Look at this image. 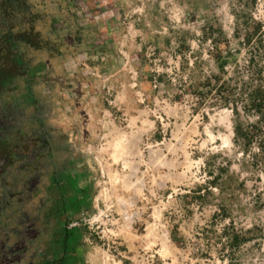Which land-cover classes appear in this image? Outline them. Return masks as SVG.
I'll use <instances>...</instances> for the list:
<instances>
[{"label":"rangeland","instance_id":"374dc122","mask_svg":"<svg viewBox=\"0 0 264 264\" xmlns=\"http://www.w3.org/2000/svg\"><path fill=\"white\" fill-rule=\"evenodd\" d=\"M94 1L91 6L86 5L94 8L99 4ZM133 1L144 15L141 23L144 47L159 45L160 40L164 46L158 47L156 55L147 56L141 74H136L139 86L129 87L121 99V109L125 108L133 118L132 125L124 127L120 137L131 139L138 130L146 129L145 121L149 118L154 122V113L160 111L168 117L158 121L153 132L145 130L141 150L136 153L141 157L131 155L137 169L131 185L144 178L146 187L141 185L142 195H137L138 202L129 207L141 216L136 217L135 238L127 236L122 242L121 252L128 261L125 264H139L140 260L144 263L153 255L155 264H160L158 252L169 251L170 239L175 246L169 255L179 253L175 264H264V156L259 146L264 138L261 133L264 121L257 119L249 102V89L260 82L263 74L264 58L256 44L248 47L241 43L244 29L241 27L240 37L231 45L234 54L230 56L231 65L221 73L218 64L228 56L229 49L227 41L214 30L224 26L231 37L239 21L252 16L263 23L264 37V0H255L247 9L237 0ZM73 5L78 9L76 0ZM54 6H44L43 10L47 12L50 8L54 12ZM4 12L0 2L2 22ZM40 28L48 37L50 30ZM208 29L216 36L206 34ZM154 30L162 33L153 34ZM148 35L149 41H155L146 42ZM252 54H256L254 73L247 67ZM52 55L34 50L32 64L50 61ZM155 59H162V63L155 66L149 61ZM156 71H160L158 88L153 82ZM156 96L159 103L155 106ZM147 106L151 111L144 112ZM238 123L252 136L249 146L236 136L234 128ZM99 125L91 140L99 139L102 129ZM114 148L108 143L104 149L107 158H111L109 172L113 175L105 176L102 187L112 197L120 194L129 199L135 191H128L112 179L117 174L121 179L131 174L130 168L123 164L124 159L119 162L113 159ZM152 150L160 152L164 162L151 161ZM171 191L177 195L168 199ZM232 235L247 240L235 244ZM145 236L154 242L148 244Z\"/></svg>","mask_w":264,"mask_h":264},{"label":"flooded vegetation","instance_id":"af4514ba","mask_svg":"<svg viewBox=\"0 0 264 264\" xmlns=\"http://www.w3.org/2000/svg\"><path fill=\"white\" fill-rule=\"evenodd\" d=\"M76 1L78 9L75 0H0L8 19L0 21V264H119L125 255L122 246L117 251L101 237L98 223L84 219L102 208L108 193L102 182L112 172L111 158L104 149L108 143L114 147V139H122L124 127L132 125L121 99L129 87L135 89L149 47L134 55L122 42L126 32L112 38L115 27H105L97 14L110 6L105 0H96L94 8L87 6L94 0ZM237 1L246 9L255 3ZM48 5L54 12L43 10ZM13 18L22 21L18 31L5 25ZM41 26L50 30L48 37ZM223 27L214 30L228 43V56L220 61H227L224 74L241 27H234L231 37ZM79 30L83 40L78 42ZM242 33V44H256L262 52L257 38L247 44L246 28ZM34 50L53 58L33 65ZM249 58L247 67L254 73L256 54ZM145 123L151 124L150 119ZM98 124L102 129L94 141L90 136ZM126 210L124 222L132 213Z\"/></svg>","mask_w":264,"mask_h":264},{"label":"built area","instance_id":"2783aa9c","mask_svg":"<svg viewBox=\"0 0 264 264\" xmlns=\"http://www.w3.org/2000/svg\"><path fill=\"white\" fill-rule=\"evenodd\" d=\"M152 55H156V49L154 47H151L150 46L148 48V54H147V56L150 57ZM149 61L150 62H153L155 66H159L162 63V59H155V60H149ZM159 73H160V71H156V74L153 76V79H154L153 82H154L155 87L158 84L157 83V79H158V75L157 74H159ZM133 86L134 87H138L139 86V84L136 81V78L134 79ZM143 103H145V101ZM158 103H159V101L156 98V100H155V106ZM145 109H146V111H151V109L148 108V106L145 107ZM155 111H158V110H155ZM154 115L156 116V119L154 120V122L151 121V124H149L148 127L145 129V130H147V132H149V131L153 132L157 128V122L158 121L163 122V121H165V118L164 117H168L166 113H164V115H162L160 111H159L158 114H155L154 113ZM143 180H144V178H143ZM119 183H116V184H119ZM160 184H163V182L160 181ZM154 185H156V184L153 183V186ZM145 187L146 186L144 185V189H145ZM174 194L177 195V193H175L174 191H171V193L168 196V199L169 198H172ZM115 197L117 198V196H115ZM103 198L104 199L102 201L103 202L102 203V208L99 209L92 216L85 218L84 221H85V223H88L90 225H94V224H97L98 223L99 224V227H98V230L99 231H98V233L101 235L102 238L107 239L108 242H112L113 246L118 251L119 248L122 246V242L126 240L125 239V236H127L126 231L123 230V225L125 223L124 222V218L122 217V211L123 210H122V208L119 205V200L118 199L117 200H114V197H112L110 195V191ZM143 198H144V196H143ZM131 214H132L131 217L132 218L133 217L135 218V221L133 222V228H132V231H133L138 218L135 217V215H137L135 212H132ZM161 227H163V226L160 225V228ZM147 234H148V232H147ZM157 236H158V239L161 238V236L159 237V234ZM145 238H146V236H145ZM160 240L163 243L162 238ZM147 241H148V244L150 242L153 243L154 242V239H151V240L150 239H147ZM169 244L168 245L170 247L168 248V250H169L168 252H166L164 250L161 251V254L158 252L159 260H161V261H159V262H161L160 264H169V261H171L172 264L177 263L176 261L179 258V253L177 254V252H175L177 256H175L173 254L172 255H169L170 252H171L170 251L171 248H174V246H175L173 244V242H172L171 239H170ZM155 257H156V255H153V257L150 258V260H148V261L144 260L145 261L144 263H142L141 260H140V263L139 264H155Z\"/></svg>","mask_w":264,"mask_h":264},{"label":"crops","instance_id":"0c3cea01","mask_svg":"<svg viewBox=\"0 0 264 264\" xmlns=\"http://www.w3.org/2000/svg\"><path fill=\"white\" fill-rule=\"evenodd\" d=\"M105 2L110 6L107 9L102 8L101 10L98 11L97 14L100 20L101 21L103 20L104 26L107 28H109V26L113 28L115 27L114 31L111 32L112 38L114 40H116V38L119 39V37L121 39L122 35L126 32L127 35L123 38L122 42L130 53L137 55L140 49L142 48L144 49L146 47V46L144 47V43H142L143 27L141 23L143 21L142 16L144 15L142 13L141 8L140 9L135 8L133 4L135 1L133 0L128 2L127 0H124V3L123 0H105ZM148 19H146V21ZM150 38L151 35H148L146 42L155 41V40L149 41ZM113 39H112V43H113ZM157 46L162 47L164 46V44L160 40L159 45L156 44V48ZM116 47H117L116 43H113V49H115ZM126 259H127L126 255L122 256V258L120 259V263L125 264L126 262H128Z\"/></svg>","mask_w":264,"mask_h":264},{"label":"bare ground","instance_id":"6f19581e","mask_svg":"<svg viewBox=\"0 0 264 264\" xmlns=\"http://www.w3.org/2000/svg\"><path fill=\"white\" fill-rule=\"evenodd\" d=\"M148 123V122H147ZM115 133V132H114ZM118 134V133H117ZM145 134V130L141 129V130H138L136 134H131V139H128V137L126 135V137L120 139V138H116L114 139V142H113V145H114V151L115 153L112 155L114 160L116 162H119L120 160L123 161L124 159V166L125 168H130L131 170V174H128V175H125L124 176V179H121V176L119 174L117 175H114V177H112V179L115 181V183H121L123 185V187L125 189H128L131 190V191H135L133 197L131 196L129 199H126L125 197H122L120 196V194H117L116 196L118 197V200H119V205L120 207L122 208L123 210V213H125L127 210L126 208L127 207H134V205L136 204L137 202V198L136 196L137 195H142V192H143V188H141V185L144 186V182H143V178H138L137 180H135V183L133 185L132 184V181H133V177L132 175H137L136 174V170L137 169H134V166H133V160L131 159V155L132 154H135L136 156H140V154H136V153H139L140 152V143L143 139V136ZM118 137V136H117ZM122 137V136H121ZM154 153V155H153ZM155 153H157L155 155ZM163 153V152H162ZM161 153V154H162ZM164 154V153H163ZM99 158V157H98ZM151 158L153 162H164V158L162 159V156L160 155V152L158 153V151H155V150H152L151 152ZM167 159V158H166ZM96 162V161H94ZM100 162V161H99ZM98 163V162H97ZM136 163V162H135ZM158 164V163H157ZM160 165V164H159ZM171 167V166H170ZM135 168H137L135 166ZM159 170V169H158ZM157 170V171H158ZM110 175L112 176L113 174L110 173ZM128 178V179H127ZM175 178V177H174ZM173 178V179H174ZM112 180V181H113ZM114 183V184H115ZM113 184V185H114ZM155 184V183H154ZM114 189V188H113ZM122 189V188H121ZM117 193V192H116ZM126 196V195H125ZM140 198V197H139ZM133 200V201H131ZM131 201V202H130ZM128 212V211H127ZM131 213L128 214V216L126 217V224L124 223L123 225V230L126 231V234L127 236L129 237H133V239L135 238V233L133 234L132 233V224H133V219L134 217L132 218L131 217ZM141 214L140 213H137V215H135V217H140ZM156 229V228H155ZM152 234V233H151ZM153 236V235H152ZM164 240V239H163ZM165 243V242H164ZM106 258V257H105ZM106 260V259H105Z\"/></svg>","mask_w":264,"mask_h":264},{"label":"trees","instance_id":"16d2710c","mask_svg":"<svg viewBox=\"0 0 264 264\" xmlns=\"http://www.w3.org/2000/svg\"><path fill=\"white\" fill-rule=\"evenodd\" d=\"M7 5V4H6ZM12 5V4H11ZM16 8H12L13 11H15ZM5 11V10H4ZM17 18V16H16ZM15 18V19H16ZM8 19H6V12H4L3 14V21H7ZM22 24L21 20L15 21L14 18L13 20H9L7 22V24L9 27L12 26V30H16L18 31V27H20V25ZM240 27H244V29L246 28V42L247 44H249L254 38H257V41L260 44V48L262 49V57L264 56V38H263V23L259 22V21H253V19L251 18V16H244V19L242 21V23H239ZM8 27V29L6 28L5 30H9L10 28ZM80 30L78 31V35H77V41H82L83 38L80 36ZM12 40V41H11ZM9 44L15 46L16 45V38H14V36H10V40H9ZM259 48V49H260ZM14 54V53H13ZM252 64H254V59L251 58L250 61ZM227 61L225 60L224 62L220 63V71H224L225 70V66H226ZM261 72V71H259ZM262 76H260V82L256 83L255 85H252V88L249 89V102H250V107L256 111L257 114H259V116L261 117V121H264V66H262ZM261 74V73H260ZM252 82V81H251ZM236 113H237V109H235ZM235 133L237 137H241L243 138L247 143L245 146H249L251 143V138L252 136H250L246 131L243 130V127L241 124H237L235 127ZM264 134V132H261ZM260 150L262 155L264 156V138L261 139L260 142ZM232 239L233 241L235 240V244H239L240 242V236H235L232 235ZM246 240V239H243Z\"/></svg>","mask_w":264,"mask_h":264}]
</instances>
